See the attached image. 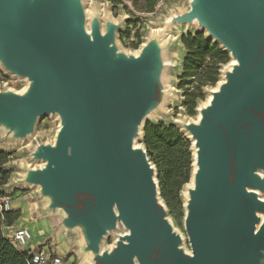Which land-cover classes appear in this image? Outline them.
I'll list each match as a JSON object with an SVG mask.
<instances>
[{
  "label": "water",
  "instance_id": "95a60500",
  "mask_svg": "<svg viewBox=\"0 0 264 264\" xmlns=\"http://www.w3.org/2000/svg\"><path fill=\"white\" fill-rule=\"evenodd\" d=\"M85 21L81 0H0V62L32 82L26 95L0 92V127L24 139L41 119L61 122L56 143L34 153L46 167L26 182L42 187L65 230L82 229L93 264H264V0H194L176 20L197 21L237 62L188 126L198 154L185 206L191 254L159 201L147 151L135 147L163 95L157 50L122 54L118 26L102 34L94 19L88 34ZM120 223L129 233L101 254Z\"/></svg>",
  "mask_w": 264,
  "mask_h": 264
},
{
  "label": "rangeland",
  "instance_id": "374dc122",
  "mask_svg": "<svg viewBox=\"0 0 264 264\" xmlns=\"http://www.w3.org/2000/svg\"><path fill=\"white\" fill-rule=\"evenodd\" d=\"M81 2L83 8L88 12L85 13L86 19L93 18L99 22L102 21L103 24L113 23L118 26L116 31V48L122 54L131 56L136 54V52H139L141 47L153 38L151 30H154L155 28L164 25L171 28L174 35L178 33V40L171 42L170 45L166 47L170 64V69L167 73L169 92L164 88L165 92L160 98L159 105L155 108L157 117L151 118L146 122H165L169 125L172 124L178 126L175 121L183 122L193 118L195 119L198 116L199 108L202 103L207 101L208 95L214 87L207 86L203 89L205 99L199 101L198 107L195 110V115L191 116L186 107L187 87H183L181 79L183 74V61L187 54V50L182 43V36L204 33L207 39H209V37L206 30H204L199 24L196 23L194 27L189 28L186 23L181 24L176 20L191 11L194 0H160L155 12L152 14H140L133 9L130 2L126 1L129 10L133 12V15L130 14L124 6H115L109 0H81ZM137 17L141 19L140 22L137 21ZM127 32H129L130 38L123 37V34H126ZM138 34L140 35V39L137 37ZM138 42H140L139 47L135 48L134 44H138ZM229 56L230 63L222 66L221 74L223 69L233 61L230 54ZM28 84L29 81L27 79L14 75L7 71L2 64L0 65V92L17 93L18 91L20 92L27 88ZM165 103H168L167 111L163 109ZM60 127L61 122L59 117L50 116L41 119L36 123L33 133L24 138L22 142L21 139H16L10 132L0 127V151H5L11 154L10 162L7 164V169L10 173V180L3 188L7 197L10 198V202L17 198L29 202H39V204L44 205L45 201L42 202L44 199H42L40 192L34 189L32 184L26 182V174L33 169H39V165L34 162L37 160L34 158V153L44 145H53ZM142 132V135L135 141V145H137L136 147L138 148L146 150L145 144L143 143L144 131L142 130ZM191 142L193 147V141L191 140ZM191 150L194 161V150L192 148ZM151 164L155 168V178L158 182L156 166L152 162ZM184 189L185 186L180 193L183 205L178 210L177 216L170 213V210L162 200L161 195L159 196V201L166 208L167 219L172 227L178 234L183 233V235L186 236L185 238L188 242L186 249L190 252L191 245L185 228V217L188 211L185 208L186 198L183 195ZM262 196L263 194H260V197ZM55 212L54 216L59 220V210L56 209ZM127 233L128 229L122 223L118 224V227L112 236H110L104 243H101L100 253L102 254L111 251L120 238ZM58 234L61 238V241L58 244L65 249V253H63L64 255L68 258L74 257L73 264L94 263V258H91L90 260V258L86 256L88 254L86 251V240L81 228L78 227L67 231L60 226L54 231L53 237L56 238Z\"/></svg>",
  "mask_w": 264,
  "mask_h": 264
},
{
  "label": "trees",
  "instance_id": "16d2710c",
  "mask_svg": "<svg viewBox=\"0 0 264 264\" xmlns=\"http://www.w3.org/2000/svg\"><path fill=\"white\" fill-rule=\"evenodd\" d=\"M115 6L122 5L129 10L128 2L140 14H152L160 0H109ZM137 17V21L140 22ZM136 23V22H135ZM131 24V22H130ZM123 37L130 38L129 32ZM138 39L140 35L138 34ZM134 44L135 48L139 47ZM182 43L187 50L183 61L182 83L186 88V107L191 116L195 115L198 103L205 99L203 89L207 86L216 87L221 77V68L230 63V56L222 47L207 39L204 33L182 36ZM146 151L150 162L157 169L160 195L170 213L177 216L182 207L180 193L184 186L191 182L193 174L192 142L176 125L165 122H147L144 128ZM11 154L0 151V198L7 196L3 189L10 180L7 164ZM21 217L15 210H0V264H32L27 252L17 250L5 236L3 226H13Z\"/></svg>",
  "mask_w": 264,
  "mask_h": 264
},
{
  "label": "bare ground",
  "instance_id": "6f19581e",
  "mask_svg": "<svg viewBox=\"0 0 264 264\" xmlns=\"http://www.w3.org/2000/svg\"><path fill=\"white\" fill-rule=\"evenodd\" d=\"M84 12L86 13L87 10L84 9ZM88 13V12H87ZM90 14V13H89ZM95 21L93 18L90 19H86L85 21V29L87 31L88 34L92 33V29H93V25H94ZM100 23V29L102 34H105L107 32V25L108 23H104L102 21L99 22ZM196 23L198 24L197 21H195L192 24H187V26L189 28L194 27L196 25ZM176 25V24H175ZM164 26V25H163ZM159 27V28H155L152 31V36L153 38L146 42L141 49L139 50V52H136V54H133L134 56H139L141 54V52L143 50H145L146 48H148L150 45H153L156 50H157V54H158V59H159V71H158V80H157V85L159 87L160 93L164 94V88H166V91L169 92L168 90V84H167V73L170 69V64H169V59H168V53H167V48L171 42H175L178 40V33H176L175 35L172 33V29L168 28L167 26L164 27ZM180 35V34H179ZM174 57V56H173ZM1 65V62H0ZM237 65L236 60L233 59L232 63L228 66H226L225 69H223L219 83L216 85V87L212 88L209 95H208V99L205 103H202L201 107L198 110V116L194 119H190L188 121H175L177 123V125L180 127V129L186 134V136H188L189 138H192L191 133L188 130V126L191 124H199L201 119H202V111L205 110L206 108H208L211 105V102L214 98V94L218 93L221 89V87L227 82V74L232 73L234 71V66ZM21 80V79H20ZM32 86V82H29L27 88H25L23 91H18L17 94H21V95H26V93L28 92V90L31 88ZM172 91V90H171ZM163 109L165 111L168 110V103H165L163 106ZM55 117L58 118L57 115H55ZM157 117V112L155 111V109L153 108L145 117L144 121H148L151 118H156ZM18 127H16V131H18ZM60 131V130H59ZM58 131V133H59ZM58 133L56 136V139L54 141V144L56 143L57 137H58ZM142 128L140 129V134L139 137L142 135ZM138 137V138H139ZM137 138V139H138ZM136 139V140H137ZM23 141V139H21V142ZM193 141V152H194V163H193V174H192V179L191 182L185 186V189L183 191V195L186 198L185 201V206H188V202L190 200V191L193 190L195 188V175L197 173L198 170V166H197V148L195 147V140ZM137 145H135L136 147ZM138 148V147H136ZM25 161V160H24ZM36 164L39 165V168L44 169L47 165V163L43 160H35L34 161ZM33 170H37V169H33ZM261 176L264 177V172L261 171L260 172ZM27 177H29V174H26ZM34 189H36L39 192H42V187L40 185H36V186H32ZM262 199H264V195L261 197ZM174 231L176 232V230L174 229ZM115 231H110L109 234L102 240V243H104L110 236H112V234ZM129 233V231H128ZM127 233V234H128ZM179 236L182 239V243L180 245V248L184 249V251L187 254H191V251L189 252L186 248H187V240H186V236L183 235V233H179ZM87 257L90 258H94V254L93 252H88V254L86 255Z\"/></svg>",
  "mask_w": 264,
  "mask_h": 264
},
{
  "label": "crops",
  "instance_id": "0c3cea01",
  "mask_svg": "<svg viewBox=\"0 0 264 264\" xmlns=\"http://www.w3.org/2000/svg\"><path fill=\"white\" fill-rule=\"evenodd\" d=\"M45 200H42L44 202ZM12 210L19 211L21 217L13 225L14 229L26 228L33 237L32 244L40 247L41 245L63 254L65 249L58 243H60L59 234L55 238L53 237L56 228L61 226V218L59 220L54 216L55 210L48 211L47 203L44 205L39 202H29L23 199H14L10 202Z\"/></svg>",
  "mask_w": 264,
  "mask_h": 264
},
{
  "label": "built area",
  "instance_id": "2783aa9c",
  "mask_svg": "<svg viewBox=\"0 0 264 264\" xmlns=\"http://www.w3.org/2000/svg\"><path fill=\"white\" fill-rule=\"evenodd\" d=\"M10 209V198L7 196L0 198V210L8 211ZM3 231L17 250L27 252L31 256L32 264H73L74 262V257L68 258L54 249H47L42 245L34 246L32 234L26 228L14 229L13 226L4 225Z\"/></svg>",
  "mask_w": 264,
  "mask_h": 264
}]
</instances>
